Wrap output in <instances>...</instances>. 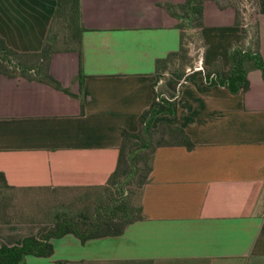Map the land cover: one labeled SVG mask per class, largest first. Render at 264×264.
Returning a JSON list of instances; mask_svg holds the SVG:
<instances>
[{
  "label": "crops",
  "instance_id": "crops-1",
  "mask_svg": "<svg viewBox=\"0 0 264 264\" xmlns=\"http://www.w3.org/2000/svg\"><path fill=\"white\" fill-rule=\"evenodd\" d=\"M257 1L264 59V0ZM166 2L185 0H81L82 52L56 51L50 63L69 92L0 73V172L10 186L109 180L124 129L138 131L155 98L157 60L180 47V20ZM56 6L0 0V36L15 50L41 51ZM204 23L196 41L204 70L218 63L228 70L230 50L242 41L235 8L206 0ZM247 69L250 86L236 94L210 85L205 71L181 79L176 115L159 116L153 127L181 126L195 147H157L141 196L143 219L121 235L84 243L72 233L52 238L51 256L27 255L20 264H264V77L250 63ZM52 226L0 222V244L19 245Z\"/></svg>",
  "mask_w": 264,
  "mask_h": 264
},
{
  "label": "trees",
  "instance_id": "trees-1",
  "mask_svg": "<svg viewBox=\"0 0 264 264\" xmlns=\"http://www.w3.org/2000/svg\"><path fill=\"white\" fill-rule=\"evenodd\" d=\"M206 0H185L183 3L174 4L166 2L163 6L169 13L179 18L178 24L181 29V43L179 50L171 52L167 57L158 59L156 63L157 80L168 70L173 59H183L190 51L192 42L200 40L201 29L204 27V5ZM221 8L232 6L236 10V23L241 27V43L236 44L230 50V68L225 70L218 63L212 70L205 71V78L210 85L226 86L232 93L236 94L242 90H247L250 86L248 78L247 64L262 71L264 77V59L260 53V32L258 20L255 49H248L243 41L246 38V30L242 25L243 14L247 11V4H254L258 8L257 0H215ZM242 5L240 6L239 5ZM244 6V7H243ZM258 10V9H257ZM258 14V11H256ZM257 19V17L255 18ZM58 24L66 30V42L68 47L58 49L56 47V35L53 34L54 26ZM196 30L194 41L186 42L187 31ZM86 28L82 21L81 0H57L54 16L44 42L43 48L39 52H21L10 47L5 39L0 36V73L11 77H24L30 80L46 82L57 89L69 92L57 80L50 70L52 55L56 51H80L82 52L83 33ZM247 45V44H246ZM197 71L190 75L185 72L176 71L175 77L168 81L170 96L155 90V98L150 107L139 117L138 131L124 129L122 143L119 148V157L115 171L109 179L115 181L134 180L142 188L150 180L153 170L154 153L159 146L163 145H185L188 149H193L195 143L191 140L186 130L181 126L162 124L157 129L153 128V122L162 115L174 116L177 113V102L174 96L181 79L185 76L192 79ZM157 143H155V141ZM146 154V155H145ZM148 157V161L142 164L143 158ZM0 182L10 188L5 174L0 172ZM16 189V188H15ZM141 193V196H142ZM9 206L6 199L0 200V222L10 223L13 221L42 220L39 218L7 219L5 208ZM2 209V210H1ZM145 217L143 206L140 204L138 213L132 215L128 209H123L122 214L113 212L108 217L97 215L89 222H80L70 218L57 219L53 226L46 232L26 236L19 245H8L4 242L0 244V264H20L27 255L49 257L54 253L52 238L64 236L72 233L79 237L84 243L89 239L121 235L127 226L136 220ZM55 264H72L68 261L59 260Z\"/></svg>",
  "mask_w": 264,
  "mask_h": 264
},
{
  "label": "rangeland",
  "instance_id": "rangeland-1",
  "mask_svg": "<svg viewBox=\"0 0 264 264\" xmlns=\"http://www.w3.org/2000/svg\"><path fill=\"white\" fill-rule=\"evenodd\" d=\"M236 2H240L236 0ZM240 5V3H239ZM242 6V5H240ZM247 11L243 14L242 25L247 34L243 44L248 49H255L257 24V7L248 3ZM244 7V6H243ZM197 29L187 31L186 42L194 41ZM56 35V47L63 49L68 47L66 42V30L56 24L53 28ZM198 44L197 46H195ZM199 42H192V51H189L183 59H173L167 71L158 79L157 88L166 96H170L168 81L175 77L176 71L185 72L190 75L197 70L200 53ZM247 44V45H246ZM194 46V47H193ZM205 74V72H203ZM154 129H157L153 127ZM155 141V140H154ZM157 143V141H155ZM146 155V154H145ZM148 157L143 158V163ZM142 188L134 180L115 181L109 179L107 182L97 186L88 187H48L42 189L20 190L5 186L0 182V200L6 199L9 206L7 219L39 218L45 221L56 222L57 219L70 218L80 222H89L97 215L108 217L113 212L122 214L123 209H128L132 215L138 213L141 204ZM2 210V209H1Z\"/></svg>",
  "mask_w": 264,
  "mask_h": 264
},
{
  "label": "built area",
  "instance_id": "built-area-1",
  "mask_svg": "<svg viewBox=\"0 0 264 264\" xmlns=\"http://www.w3.org/2000/svg\"><path fill=\"white\" fill-rule=\"evenodd\" d=\"M199 64H200V65H199L198 67H196V69H197V70H204L203 63H202L201 60L199 61ZM184 80H185V78L183 79V81H184Z\"/></svg>",
  "mask_w": 264,
  "mask_h": 264
}]
</instances>
